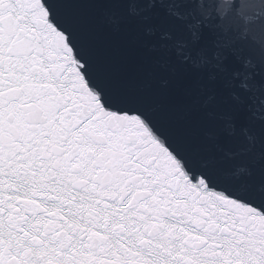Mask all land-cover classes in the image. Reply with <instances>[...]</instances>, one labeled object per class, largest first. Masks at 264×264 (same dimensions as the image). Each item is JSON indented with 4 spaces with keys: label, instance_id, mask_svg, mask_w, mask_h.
<instances>
[{
    "label": "snow or ice",
    "instance_id": "snow-or-ice-1",
    "mask_svg": "<svg viewBox=\"0 0 264 264\" xmlns=\"http://www.w3.org/2000/svg\"><path fill=\"white\" fill-rule=\"evenodd\" d=\"M201 5L0 0V264H264V26Z\"/></svg>",
    "mask_w": 264,
    "mask_h": 264
},
{
    "label": "water",
    "instance_id": "water-1",
    "mask_svg": "<svg viewBox=\"0 0 264 264\" xmlns=\"http://www.w3.org/2000/svg\"><path fill=\"white\" fill-rule=\"evenodd\" d=\"M201 6L213 15L214 22L225 27L246 26L259 32L264 26V0H202Z\"/></svg>",
    "mask_w": 264,
    "mask_h": 264
}]
</instances>
